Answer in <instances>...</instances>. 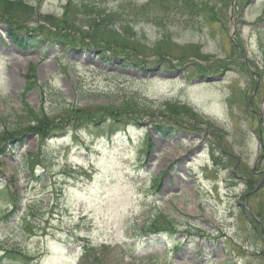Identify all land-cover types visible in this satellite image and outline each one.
Here are the masks:
<instances>
[{
    "label": "rangeland",
    "instance_id": "374dc122",
    "mask_svg": "<svg viewBox=\"0 0 264 264\" xmlns=\"http://www.w3.org/2000/svg\"><path fill=\"white\" fill-rule=\"evenodd\" d=\"M190 1L0 2V247L20 249L18 264H78L85 245L84 264H264V0ZM68 2L77 27L89 8L118 14L111 37L131 64L6 38L10 25L61 20ZM133 93L163 133L122 124L114 137L105 126L74 138L17 120L26 106L52 117L90 103L96 117Z\"/></svg>",
    "mask_w": 264,
    "mask_h": 264
},
{
    "label": "trees",
    "instance_id": "16d2710c",
    "mask_svg": "<svg viewBox=\"0 0 264 264\" xmlns=\"http://www.w3.org/2000/svg\"><path fill=\"white\" fill-rule=\"evenodd\" d=\"M4 0H0L3 2ZM87 1L92 2V0H81V6H87ZM67 6L64 10V15L59 19L51 18V16H45L39 18L37 23L44 22V24L33 27V25L28 30L21 31L18 28H14V26L10 25L11 30L6 31V35L11 39L14 45L19 48L27 49V48H38L42 45L45 47L57 48L59 49H69L70 51H76L83 55L88 54L89 52L94 51L96 53V57L98 59H102L105 62L110 64L112 56H120L122 57L123 62H128L131 64L128 58L130 57H123L120 53V49H125L124 45L120 47L122 42H117V35L115 34L114 37H111V30L116 28L119 25L116 16H119L116 13H105L101 6H96L97 8H89L87 11H83L85 19L87 20L89 25L86 26H78L75 20L78 19L79 9L73 11V7L71 3H67ZM14 6H27L23 5L21 1H18L17 4ZM89 6H95L90 5ZM180 6H193L192 1L190 0H181ZM0 8H2L0 6ZM29 10L33 11L32 8ZM72 11L73 18L71 20H67L66 16L70 15ZM9 13V12H8ZM0 14L1 9H0ZM10 14V13H9ZM39 15V14H38ZM37 15V16H38ZM111 16V17H110ZM96 17V18H95ZM104 17V18H103ZM116 18V19H115ZM1 23H5L3 18H0ZM118 24V25H117ZM82 27H86V31H90L91 28L100 29L99 33H94L89 35V39H87V35H84L82 31ZM14 31V32H13ZM110 32V34H108ZM45 34V35H44ZM98 34V35H97ZM101 34V38L99 37ZM45 51V50H43ZM63 52V51H62ZM64 53V52H63ZM138 55V54H137ZM141 59V58H138ZM177 59V58H175ZM132 62L134 65H137V60H133ZM127 64V65H128ZM29 76L32 77L33 83L30 85L36 84V72L34 67L30 68ZM124 78V77H122ZM31 89V88H30ZM135 93L131 94L127 97H122L119 102L116 104H109L106 106L97 105V109H99L100 113L95 117L91 114L90 107L94 108L95 104L90 103L86 107L78 108L75 104L66 105L68 110H63L59 112V114H54L52 117L43 115L42 117L37 116V111L32 109L31 107L26 106L23 113L18 116V122L24 123L26 122L24 118L27 117V122L32 126L38 124L39 121H43L45 124V130H38L40 125L36 128H33L36 133H45V132H54L53 135L57 132L58 129L68 130L71 131L73 137L75 138L79 131L81 130H88L90 128H99L100 130L105 126L109 128L112 126H119V125H130L139 128L142 122H145L147 125L155 126L156 128L160 129V131H164V126L162 119L157 117L159 116H152V114H148L149 112H153L149 104L144 99H141L137 102V98L135 97ZM149 103V102H148ZM23 114H28L29 116H23ZM183 115H188V113H182ZM192 114V113H191ZM60 116H64L60 118ZM41 118V119H40ZM110 118V122L106 120ZM157 118V119H156ZM195 114H192V120H196ZM24 120V121H23ZM46 121V122H45ZM17 122V121H16ZM32 123V124H31ZM42 124V123H40ZM116 126V127H117ZM56 129V132H55ZM70 129V130H69ZM52 133H49L47 136H52ZM11 139L13 138L12 135H9ZM24 161H31L26 158L23 159ZM29 164V162H27ZM34 166L32 165L30 168L32 169ZM5 199L9 200L11 197L16 198V193H9L8 191H3ZM14 203L13 199L12 202ZM166 226L161 224L160 226H153V229L148 230L149 232H157L165 230ZM3 253L0 256V263L2 259L5 258L6 255L10 254V259L13 264H18L15 261V257L17 254H21L20 249L13 247L12 249H3ZM9 250V251H8Z\"/></svg>",
    "mask_w": 264,
    "mask_h": 264
}]
</instances>
